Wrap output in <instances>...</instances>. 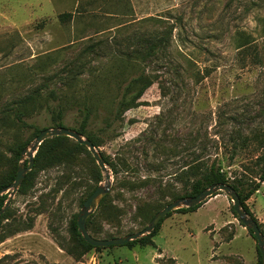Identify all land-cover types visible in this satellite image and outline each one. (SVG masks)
Returning a JSON list of instances; mask_svg holds the SVG:
<instances>
[{
    "label": "rangeland",
    "instance_id": "rangeland-1",
    "mask_svg": "<svg viewBox=\"0 0 264 264\" xmlns=\"http://www.w3.org/2000/svg\"><path fill=\"white\" fill-rule=\"evenodd\" d=\"M150 17L165 22L144 20ZM258 17H264V0H0V183L29 163L16 156L18 144L33 142L37 131L60 128L59 119L78 130V109L92 104L87 135L118 169L114 175L108 166L111 192L88 224L94 238L143 231L183 199V167L204 147L205 159L220 161L246 194L248 183L259 182L264 154ZM171 27L161 61L119 57ZM238 30L251 33L258 48L247 55L237 51L232 37ZM189 69L211 74L196 84ZM154 72L162 81L118 113L127 85ZM192 136L198 142L191 151ZM76 144L70 138L60 145V154L70 152L66 163L27 173L29 182L3 214L0 264H259L257 241L223 192L194 212H172L153 245L86 248L73 221L107 181L91 152ZM144 180L151 183L131 189ZM11 193L2 194L1 209ZM247 205L264 235V182Z\"/></svg>",
    "mask_w": 264,
    "mask_h": 264
},
{
    "label": "trees",
    "instance_id": "trees-1",
    "mask_svg": "<svg viewBox=\"0 0 264 264\" xmlns=\"http://www.w3.org/2000/svg\"><path fill=\"white\" fill-rule=\"evenodd\" d=\"M69 16V15H67ZM146 21H152L154 23H158V24H163L165 21L163 19H161L160 17L156 18V17H150L147 19H144ZM258 24L261 26V32L264 35V17H258L257 19ZM173 31H174V27H171L170 30H167L165 34L159 35V32H155L152 35L151 39H147V40H140L138 41V45L136 46V48H134L131 52L129 53H123L121 52V56L128 61H132V60H137L140 62H147L149 59L153 60H157V61H161L162 57H165V52H166V48L167 46H169L171 38L173 36ZM233 39V44L234 47L237 51H239L240 53H242L243 55H247L249 51L251 50H255L258 48V46H256L255 44V40H254V36L251 33H248L246 30H238L235 32V34L232 37ZM123 55V56H122ZM188 73L190 74V76L192 78H194L195 83L198 84L200 82H202L206 77L210 76L211 71H206L205 74H200L199 72H196L192 69L187 70ZM163 76H161V74L158 73H150V74H142L141 76H139L138 78L132 80L126 87V90L124 92L123 98H122V102L119 104L118 106V113L120 112V110L123 107L126 106H131L133 105L137 100H139L140 98H142V96L145 94V92L155 83V82H160L162 81ZM129 95H132V99L131 101H127V98ZM79 114H80V126L79 129L76 130L78 133H80L82 136H86L88 140H90L95 147H97V143L96 141L87 135V131L89 129V125L91 123L92 120V115H93V105L89 104L86 105L84 108H79L78 109ZM62 119H59L58 123H57V127H64V123L63 121H61ZM18 121H22L20 119V117H18ZM41 133V131H37L35 134V138ZM70 138L68 137H54L51 139L46 140L41 147L39 148L36 157H35V163H34V169H39L41 167L43 168H54L57 166H60L64 163L67 162L69 156H70V152L67 154H60L58 152V149L60 148V145L64 144L65 142L69 141ZM32 141H27L25 143H20L15 147V154L16 156L19 158L20 155L22 154V152L30 145ZM197 142L198 139L197 137L192 136L190 138V140L188 141V147L191 149V146L195 145L197 146ZM205 146V145H204ZM76 148L79 149H85L86 151L88 150V148L84 145H81L79 143L76 144ZM157 148H160V150H164V144L162 145L161 143L157 144ZM189 149V151H190ZM193 149V148H192ZM191 149V151H192ZM170 151L173 149L170 148H166V151ZM188 150V149H187ZM190 151V152H191ZM205 152V153H204ZM206 154V149L201 148L199 149L197 152L191 153L190 156V160L188 162L185 163L184 167H183V171H182V175H183V179L185 180V187L187 188V193L179 198H189V197H194L198 194H200L202 191H204L205 189L209 188L212 185L215 184H225V185H230L232 186L236 192H238L240 198H241V202H242V206L244 208V210L247 212V214L254 219L257 223V219L253 216L251 210L249 209L248 205H247V201L260 189L261 187V183L264 182V154L261 155L258 158V163L259 165H261L260 167V176H259V182L257 181H253L251 183H248L249 188L246 194L243 193L241 186H242V182L238 179V177L232 179L229 176L228 171L225 170V167L223 166V164L218 161V160H214L213 162L208 161L207 157H205ZM207 158V159H205ZM104 161L106 163L107 166L110 167V169H112L114 175L117 174L118 169L117 167H115V165L111 164L107 158L104 157ZM161 165L159 168L163 169L165 167L164 163L159 164ZM17 175V171H14L13 174L8 178H7L0 183V192L3 191L6 187L12 185L15 182V178ZM176 175V173H175ZM31 176L28 175V177H26V179L24 180L23 185H26L29 182V177ZM178 176V174L176 175ZM99 180H102V174L99 170V174H98ZM151 183V180H144L138 183H135L133 185H131V183H128L129 185H131V189H136V188H142V186H147ZM4 202H2V206L4 205ZM1 206V207H2ZM201 207H195V208H183V209H179L176 212H180V213H189V212H194L197 209H199ZM1 209V208H0ZM233 213L236 215V213L233 210ZM171 213L168 215L170 216ZM167 216V217H168ZM7 217V214L3 215L0 217V228L3 225V221ZM236 218L237 215H236ZM91 217L89 218L88 222H87V228H88V224L90 223ZM163 220L160 222V224L155 228V230L141 238L138 239L136 241L130 242L128 243L126 246L128 247H133L136 244H141V245H145V246H150L153 245V238L159 233L161 225H162ZM259 225V223H258ZM260 227V225H259ZM73 228L74 231L76 233V235L81 239L83 245L88 248V249H104V248H97V247H93L91 245H89L88 243H86V241L83 239V237H81L80 233L78 232V225H77V220L75 219L73 221ZM250 234L253 236L252 231H249ZM254 238V237H253ZM113 239V238H112ZM255 239V238H254ZM115 247V246H112ZM111 248V247H109ZM259 253V264H262V257L261 254L258 250Z\"/></svg>",
    "mask_w": 264,
    "mask_h": 264
},
{
    "label": "water",
    "instance_id": "water-1",
    "mask_svg": "<svg viewBox=\"0 0 264 264\" xmlns=\"http://www.w3.org/2000/svg\"><path fill=\"white\" fill-rule=\"evenodd\" d=\"M54 137H68L74 139L77 143L86 146L93 155L102 173L105 175V179L107 181L104 186H99L85 201L83 209L77 219L78 232L89 245L97 248H109L112 246L127 245L130 242L136 241L151 234L155 230V228L160 224V222L164 220L170 213L183 208L198 207L205 203L207 200L216 197L220 192H223L233 202V210L236 213L240 223L248 231H252L253 237L257 241L258 250L262 257V264H264V235L258 223L254 219H252L244 210L238 192H236L232 186L225 184L212 185L194 197L183 198L169 204L153 218L149 226L146 227L143 231L121 238H113L106 240L94 238L88 231L87 222L92 216V214L95 213L101 201L110 194L112 188L111 175L108 166L104 161V157L98 152L94 144L90 140L82 136L80 133L65 127H60L56 129H46L42 131L35 138V140L22 152V156H26L29 159V163L26 167L24 164H22L18 169L15 182L11 186L7 187L6 189L0 192L1 198L4 192L12 190L8 202L2 209H0V217L10 207L13 197L17 194L18 190L22 186L27 173L33 169L35 157L41 145L46 140Z\"/></svg>",
    "mask_w": 264,
    "mask_h": 264
}]
</instances>
